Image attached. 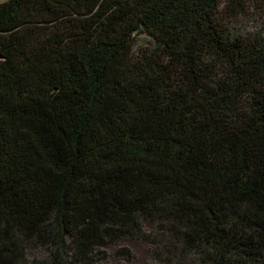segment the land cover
<instances>
[{
	"label": "trees",
	"instance_id": "trees-1",
	"mask_svg": "<svg viewBox=\"0 0 264 264\" xmlns=\"http://www.w3.org/2000/svg\"><path fill=\"white\" fill-rule=\"evenodd\" d=\"M127 239L264 264V0L0 3V264Z\"/></svg>",
	"mask_w": 264,
	"mask_h": 264
},
{
	"label": "rangeland",
	"instance_id": "rangeland-1",
	"mask_svg": "<svg viewBox=\"0 0 264 264\" xmlns=\"http://www.w3.org/2000/svg\"><path fill=\"white\" fill-rule=\"evenodd\" d=\"M8 0H0V3H4ZM254 11V10H253ZM119 247H125L129 249L133 255L130 261H126L122 258L115 256V252ZM34 252L29 251V256H32ZM107 258L101 264H150V245L141 239H127L118 245L110 246L106 248Z\"/></svg>",
	"mask_w": 264,
	"mask_h": 264
}]
</instances>
